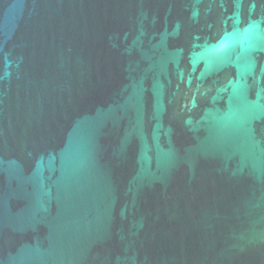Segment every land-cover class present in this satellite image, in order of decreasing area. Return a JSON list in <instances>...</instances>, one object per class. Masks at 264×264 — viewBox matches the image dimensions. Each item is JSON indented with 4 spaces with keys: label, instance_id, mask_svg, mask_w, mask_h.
I'll return each mask as SVG.
<instances>
[{
    "label": "water",
    "instance_id": "water-1",
    "mask_svg": "<svg viewBox=\"0 0 264 264\" xmlns=\"http://www.w3.org/2000/svg\"><path fill=\"white\" fill-rule=\"evenodd\" d=\"M0 264H264V0H0Z\"/></svg>",
    "mask_w": 264,
    "mask_h": 264
}]
</instances>
